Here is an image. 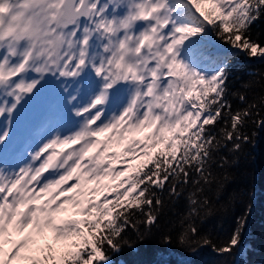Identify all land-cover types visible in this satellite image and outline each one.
<instances>
[{
    "label": "snow or ice",
    "instance_id": "snow-or-ice-1",
    "mask_svg": "<svg viewBox=\"0 0 264 264\" xmlns=\"http://www.w3.org/2000/svg\"><path fill=\"white\" fill-rule=\"evenodd\" d=\"M262 18L264 0H0V264H115L156 233L231 254L250 206L225 240L205 222L240 199L216 202L245 129L264 127V81L230 79L238 53L264 59ZM57 81L65 122L18 153L26 107Z\"/></svg>",
    "mask_w": 264,
    "mask_h": 264
},
{
    "label": "trees",
    "instance_id": "trees-1",
    "mask_svg": "<svg viewBox=\"0 0 264 264\" xmlns=\"http://www.w3.org/2000/svg\"><path fill=\"white\" fill-rule=\"evenodd\" d=\"M256 31L262 33L264 40V18L253 25ZM216 39L215 37H213ZM225 49L230 46L223 44ZM233 91H245L242 82L250 79L264 81V59L250 58L243 53H238L231 62ZM256 73V76L250 75ZM249 91L248 99L254 98L255 93H261L259 85ZM234 106L244 107L241 101L233 97ZM245 131L253 137V142L245 145L238 159L228 168L234 178L226 186L225 191L216 201L217 205L226 202L233 194H239L240 199L233 208L218 211L205 222V229L211 232L214 238L225 240L230 237L238 215L250 206L248 225L244 231L241 244L231 254L218 255L211 247L201 248L193 253L173 242L163 244L159 242L160 233H156L151 240L138 243L133 248H125L113 258L115 264H264V127L250 124ZM220 155L231 154L226 149H221ZM139 161H132L138 163ZM215 168V165L213 166ZM215 200V197L213 196ZM187 199L182 196L180 203L173 208L176 215L186 210ZM172 215V212H169ZM178 231V229H177ZM130 238L135 234L129 232ZM175 241V237H174Z\"/></svg>",
    "mask_w": 264,
    "mask_h": 264
},
{
    "label": "bare ground",
    "instance_id": "bare-ground-1",
    "mask_svg": "<svg viewBox=\"0 0 264 264\" xmlns=\"http://www.w3.org/2000/svg\"><path fill=\"white\" fill-rule=\"evenodd\" d=\"M56 83H58V82H56ZM59 84V87H57L58 88V90H62V84H60V83H58ZM59 107H53L52 108V110H45L44 108H43V106L41 105L40 107H34V105H33V102H30L29 103V105L26 107V109H25V114L27 113V112H32V114H35L36 116H37V122H30V121H22L21 122V124H23L24 126L26 125L27 127H37V130L38 131H42L43 133H38L39 135H40V137H42L43 135H44V133L51 127V126H53V125H55V123L52 121V120H49V121H47L46 123H45V125L48 127L47 129H46V127H45V130H43L42 128L44 127V126H42V125H38V123H40V124H42L41 122L43 121L42 119H44V121L47 119V118H49V119H51V118H53V117H56V116H58V115H60V116H63V112H60L59 110ZM0 118H2V117H0ZM34 121V120H33ZM7 122L6 121H4V124H6ZM19 136V135H18ZM17 142H19V140L17 139Z\"/></svg>",
    "mask_w": 264,
    "mask_h": 264
},
{
    "label": "rangeland",
    "instance_id": "rangeland-1",
    "mask_svg": "<svg viewBox=\"0 0 264 264\" xmlns=\"http://www.w3.org/2000/svg\"><path fill=\"white\" fill-rule=\"evenodd\" d=\"M63 90V88H62ZM46 92L49 93L52 97V99L55 101V102H58V104L60 105L59 103V99H58V93L60 92V90H58L57 86L54 84L52 86H50L48 89H46ZM39 105H43L45 108H48V109H51V105L45 101H42L41 102H34V106H39ZM61 112H63V108L61 106ZM27 118L31 119V120H37L36 118V115L32 114V113H27L26 114ZM0 121H3V118L0 119ZM21 127V131L20 133L23 134L24 137H21V138H17L19 140V142H16V145L15 146H22L26 143V134L28 132H31V128L27 127V128H24V126H20ZM124 166V161L123 160H120L116 163L115 167L118 169L120 167H123Z\"/></svg>",
    "mask_w": 264,
    "mask_h": 264
}]
</instances>
